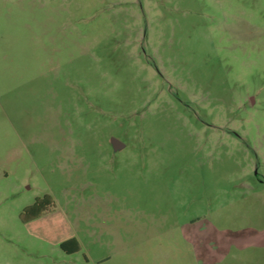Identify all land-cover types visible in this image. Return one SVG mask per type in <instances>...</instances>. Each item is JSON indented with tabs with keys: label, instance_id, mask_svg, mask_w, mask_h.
<instances>
[{
	"label": "rangeland",
	"instance_id": "rangeland-1",
	"mask_svg": "<svg viewBox=\"0 0 264 264\" xmlns=\"http://www.w3.org/2000/svg\"><path fill=\"white\" fill-rule=\"evenodd\" d=\"M0 264H264V0H0Z\"/></svg>",
	"mask_w": 264,
	"mask_h": 264
},
{
	"label": "trees",
	"instance_id": "trees-1",
	"mask_svg": "<svg viewBox=\"0 0 264 264\" xmlns=\"http://www.w3.org/2000/svg\"><path fill=\"white\" fill-rule=\"evenodd\" d=\"M54 205V200L51 196L45 195L43 198H38L32 205L27 206L21 214L23 222H29L49 210ZM64 251L69 254L76 253L81 250V245L76 238H71L61 244Z\"/></svg>",
	"mask_w": 264,
	"mask_h": 264
},
{
	"label": "water",
	"instance_id": "water-1",
	"mask_svg": "<svg viewBox=\"0 0 264 264\" xmlns=\"http://www.w3.org/2000/svg\"><path fill=\"white\" fill-rule=\"evenodd\" d=\"M112 143H113L115 150H120L125 146V144L123 142H121L120 140H118L116 138L112 139Z\"/></svg>",
	"mask_w": 264,
	"mask_h": 264
},
{
	"label": "crops",
	"instance_id": "crops-1",
	"mask_svg": "<svg viewBox=\"0 0 264 264\" xmlns=\"http://www.w3.org/2000/svg\"><path fill=\"white\" fill-rule=\"evenodd\" d=\"M71 238H76V237H71ZM71 238H69V239H71ZM69 239H68V240H69ZM76 239H77V238H76ZM77 240H78V239H77ZM65 241H66V240H65ZM78 241H79V240H78ZM79 243H80V242H79Z\"/></svg>",
	"mask_w": 264,
	"mask_h": 264
}]
</instances>
